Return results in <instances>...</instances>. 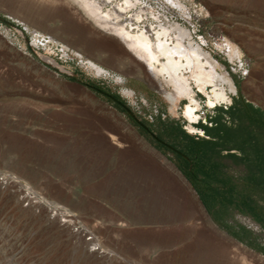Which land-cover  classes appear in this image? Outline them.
Here are the masks:
<instances>
[{
  "label": "rangeland",
  "instance_id": "374dc122",
  "mask_svg": "<svg viewBox=\"0 0 264 264\" xmlns=\"http://www.w3.org/2000/svg\"><path fill=\"white\" fill-rule=\"evenodd\" d=\"M98 1L133 32L186 28L232 78L230 100L264 109V0H176L183 9L162 0ZM17 3L35 13L54 10L53 21L37 22L44 12ZM137 12H144L140 21ZM227 41L241 59L231 57ZM84 84L118 95L156 133L168 121L189 134V124L198 129L215 115L195 84L199 120L184 118L186 99L173 111L125 43L69 0H0V264H205V236L218 238L217 231L171 153ZM189 135L205 138L199 129ZM168 141L178 148L188 142ZM26 187L47 206L25 198Z\"/></svg>",
  "mask_w": 264,
  "mask_h": 264
},
{
  "label": "bare ground",
  "instance_id": "6f19581e",
  "mask_svg": "<svg viewBox=\"0 0 264 264\" xmlns=\"http://www.w3.org/2000/svg\"><path fill=\"white\" fill-rule=\"evenodd\" d=\"M69 1L75 5L78 11L81 12V14L83 13L89 21H93L95 28L101 31L103 30L105 34H110L113 37L121 39V41L125 43L126 48L133 57L147 67L149 74L159 84L160 92L163 94L164 98L172 104L173 111H175L177 105H179L180 100L186 99L189 102L186 105L184 116L189 123H193L197 119L199 120V115L196 111L200 105L195 98V91L192 87L193 84L197 86L200 92L207 96V106L210 108L220 103H229L230 98L227 91L233 94L236 93V87L232 78L226 72H219V63L215 61L209 53L204 51L202 44L195 45L191 33L186 28L181 27V25L175 24L165 27L160 24L158 30L150 26L148 30L144 29L133 32L132 30H127L124 24L118 21H111V16L114 15L119 18V15L105 13L102 10V4L106 5L105 2L101 3L98 0ZM162 1H164L166 5H169V7L184 8V6L176 0ZM126 2L131 4L132 0H126ZM16 7L20 9L25 8L34 15L44 12L42 20L37 16L34 17L37 19V22L42 21V23L47 26L53 21L52 16L55 13L54 10L46 11V9H44V11L39 10L35 13V9L31 6L18 5L17 3ZM142 11L144 10L142 9ZM145 12L147 13L148 10H145ZM141 13L144 12H137L134 15L135 21H140L142 19ZM184 14L187 15L186 11ZM67 25H65V27H67ZM172 33L175 34L174 37L171 36ZM225 46L232 58L241 59V51L236 45L227 41ZM64 50L71 51V49L65 45ZM71 52L83 58L80 52ZM89 64L95 67L99 73L103 71V69L96 66L93 62L89 61ZM187 130L189 134H194L197 131L191 124L187 126ZM201 133L204 134L203 131H201ZM25 195V198L29 199L32 204H39L41 207L47 206L46 203L37 199L27 187L25 189ZM53 214H56V212H53Z\"/></svg>",
  "mask_w": 264,
  "mask_h": 264
},
{
  "label": "trees",
  "instance_id": "16d2710c",
  "mask_svg": "<svg viewBox=\"0 0 264 264\" xmlns=\"http://www.w3.org/2000/svg\"><path fill=\"white\" fill-rule=\"evenodd\" d=\"M71 80L81 83L77 78ZM103 91L110 94L109 90ZM111 95L122 102L118 95ZM231 107L237 108L240 120H245L251 127L263 129L264 116L242 97L235 99ZM230 108L224 110L223 106H215V115L207 116L210 126L202 122L196 124V127L210 140L199 136L193 138L182 129L181 125L168 121L163 123L167 130L162 135L169 140H186L198 149L190 154L197 162L195 166L197 175L191 178L182 174L192 185L213 220H235L236 215L248 216L253 220H264V136L260 129L245 135L242 128L233 129L227 126L223 122V117L230 114ZM236 141L242 154L240 156L230 154V157L237 159L244 166L246 174L236 180L226 179L223 175H219L218 165L211 163L208 148L225 147ZM254 196L262 204L257 203ZM246 234L250 236L248 232ZM233 236L239 239L238 235L233 234ZM254 241L252 239L249 245L254 247ZM255 250L264 255V248L256 247Z\"/></svg>",
  "mask_w": 264,
  "mask_h": 264
},
{
  "label": "crops",
  "instance_id": "0c3cea01",
  "mask_svg": "<svg viewBox=\"0 0 264 264\" xmlns=\"http://www.w3.org/2000/svg\"><path fill=\"white\" fill-rule=\"evenodd\" d=\"M235 99L237 98L231 99L230 104L223 107L224 110L230 108ZM242 99L251 104L253 109L259 110L261 115L264 116V109L261 106L248 102L244 98ZM223 122L233 129L242 128L245 135L250 131H259L258 129H260L264 136V127L263 129L256 126L251 127L245 120H240L235 107L230 108V114L224 115ZM205 139L210 140L206 136ZM237 145L238 141L225 147L210 146L208 148V157L211 163L218 165L219 175H223L226 179L236 180L246 174L244 166L237 159L230 157V154L236 156L242 154V150ZM254 198L257 203L262 204V202H258L256 196ZM209 222L217 231L218 238L205 236V264H264V255L255 250L256 247L264 248V220H251V223L246 224L242 220H236L235 216V220H209ZM247 232L250 236H247ZM233 234L238 235L239 239L235 238ZM252 239L255 240V248L249 245V243H252Z\"/></svg>",
  "mask_w": 264,
  "mask_h": 264
},
{
  "label": "flooded vegetation",
  "instance_id": "af4514ba",
  "mask_svg": "<svg viewBox=\"0 0 264 264\" xmlns=\"http://www.w3.org/2000/svg\"><path fill=\"white\" fill-rule=\"evenodd\" d=\"M139 127L144 131L146 135H148L153 140L154 147L160 148L161 150L164 149L163 151H168L171 153V159L176 164V168L181 173L191 178L197 175L195 167L197 162L190 156V154L194 151H198V149L195 148L192 143L184 142L182 145H185V147L183 148H178L176 145L170 143L168 141L169 139L162 135L167 130V128L163 124H160L159 128L157 129L158 133L154 132L150 126H146L144 124L143 126ZM181 154L188 158V160L182 157Z\"/></svg>",
  "mask_w": 264,
  "mask_h": 264
},
{
  "label": "water",
  "instance_id": "95a60500",
  "mask_svg": "<svg viewBox=\"0 0 264 264\" xmlns=\"http://www.w3.org/2000/svg\"><path fill=\"white\" fill-rule=\"evenodd\" d=\"M84 86L87 87V88H89L90 90L96 91L99 94L106 96L109 100H111L115 104L119 105L127 113V115L130 118H132L139 126H143V124L136 118V116L132 113V111L126 105H124L123 103H121L120 101H118L117 99H115L112 95H110V94H108V93H106V92H104V91L96 88L95 86L89 85V84H84ZM181 156L188 160V158H186L183 154H181ZM175 169H177V168L175 167ZM177 171L182 175V173L178 169H177ZM182 176L184 177V175H182ZM190 186H191V184H190Z\"/></svg>",
  "mask_w": 264,
  "mask_h": 264
}]
</instances>
